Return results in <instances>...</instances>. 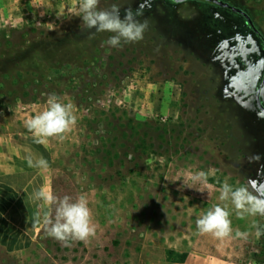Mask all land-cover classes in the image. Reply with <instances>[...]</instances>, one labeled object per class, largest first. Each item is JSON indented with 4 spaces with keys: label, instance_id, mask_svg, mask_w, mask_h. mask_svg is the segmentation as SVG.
Instances as JSON below:
<instances>
[{
    "label": "rangeland",
    "instance_id": "rangeland-1",
    "mask_svg": "<svg viewBox=\"0 0 264 264\" xmlns=\"http://www.w3.org/2000/svg\"><path fill=\"white\" fill-rule=\"evenodd\" d=\"M222 1L253 25L206 0H100L121 18L140 8L137 19L148 23L143 40L116 48L112 33L86 28L81 0L64 17L16 24L0 15V136L29 140L27 121L50 95L70 103L77 123L64 140L49 139V182L59 199L85 195L96 226L88 242L64 246L44 219L0 220V264H125L158 213L196 224L217 205L227 207L233 236L203 237L225 256L264 264V216L241 218L219 199L225 182L264 198V114L255 101L264 0ZM15 245L28 248L8 249Z\"/></svg>",
    "mask_w": 264,
    "mask_h": 264
},
{
    "label": "crops",
    "instance_id": "crops-1",
    "mask_svg": "<svg viewBox=\"0 0 264 264\" xmlns=\"http://www.w3.org/2000/svg\"><path fill=\"white\" fill-rule=\"evenodd\" d=\"M78 0H0V15L23 24L27 18L42 15L64 17ZM0 136V220H40L49 215L50 207L35 197L40 189L52 194L49 174L52 154L49 141L41 144L33 139H2ZM16 142V141H15ZM34 161H47L46 170L31 167L27 157ZM181 220V221H180ZM183 220L189 223L183 224ZM190 218H178L176 213H158L142 232L136 249L137 259L125 264H244L221 254L222 247L215 246L207 237L197 233ZM28 246L8 247L21 251Z\"/></svg>",
    "mask_w": 264,
    "mask_h": 264
},
{
    "label": "clouds",
    "instance_id": "clouds-1",
    "mask_svg": "<svg viewBox=\"0 0 264 264\" xmlns=\"http://www.w3.org/2000/svg\"><path fill=\"white\" fill-rule=\"evenodd\" d=\"M99 5L100 0H81L79 8L86 28L112 33L107 44L114 48L119 47L122 42L135 43L143 40L148 23L146 20L137 19L143 14L142 9L138 8L135 12L127 9L121 18L118 6L102 9ZM76 123L73 106L60 102L55 95H50L46 109L29 119L26 126L33 133L36 142L44 144L49 139L64 140ZM27 162L31 167L44 170L48 168L47 161L42 158L34 161L29 155ZM35 197L50 207V214L45 216L44 224L47 226L48 235L62 245L71 246V241L88 242L95 236L96 226L85 195H80L72 202L69 196L59 199L42 188L35 193ZM219 199L230 200L241 218L245 215L264 216V198L253 195L246 186L233 188L225 182L220 189ZM229 217L227 207L217 205L197 219V228L201 234H209L220 240L231 238L233 229ZM260 234L261 230L258 228L257 235ZM235 236L245 238L247 233L236 231Z\"/></svg>",
    "mask_w": 264,
    "mask_h": 264
},
{
    "label": "water",
    "instance_id": "water-1",
    "mask_svg": "<svg viewBox=\"0 0 264 264\" xmlns=\"http://www.w3.org/2000/svg\"><path fill=\"white\" fill-rule=\"evenodd\" d=\"M185 1H187V0H175L176 3H182V2H185ZM206 1H212V2H214L217 5H219L222 8L231 9L235 13H240L244 17H246L251 24L253 23L250 15L247 12H245L244 10H242V9H239V8H237L235 6H232L231 4H229L227 2H224L222 0H206ZM263 85H264V83H262L260 85V87H258L256 89L255 101H256V105H257L258 109L264 114V103H263V101L261 99V90L263 88Z\"/></svg>",
    "mask_w": 264,
    "mask_h": 264
},
{
    "label": "trees",
    "instance_id": "trees-1",
    "mask_svg": "<svg viewBox=\"0 0 264 264\" xmlns=\"http://www.w3.org/2000/svg\"><path fill=\"white\" fill-rule=\"evenodd\" d=\"M53 264L54 263V261H51V260H49V259H47L46 261H45V264Z\"/></svg>",
    "mask_w": 264,
    "mask_h": 264
},
{
    "label": "flooded vegetation",
    "instance_id": "flooded-vegetation-1",
    "mask_svg": "<svg viewBox=\"0 0 264 264\" xmlns=\"http://www.w3.org/2000/svg\"><path fill=\"white\" fill-rule=\"evenodd\" d=\"M175 1V0H174ZM209 2H212V1H209ZM214 3V2H213ZM238 14H240V13H238ZM240 15H242V14H240ZM243 16V15H242ZM244 17V16H243ZM247 21H248V19L246 18V17H244ZM249 22V21H248ZM250 23V22H249ZM250 25H253V23L251 24L250 23Z\"/></svg>",
    "mask_w": 264,
    "mask_h": 264
}]
</instances>
